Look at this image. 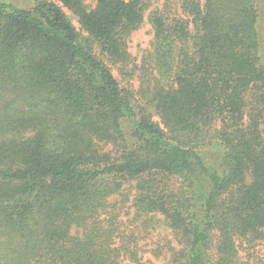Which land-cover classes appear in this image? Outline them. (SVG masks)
Listing matches in <instances>:
<instances>
[{"label": "trees", "instance_id": "16d2710c", "mask_svg": "<svg viewBox=\"0 0 264 264\" xmlns=\"http://www.w3.org/2000/svg\"><path fill=\"white\" fill-rule=\"evenodd\" d=\"M60 1L101 56L129 63L148 0ZM262 4L151 13L141 103L56 4L0 0V264H141L109 211L131 182L136 212L161 213L175 233L171 264H212L214 248L215 264H235L237 239L264 244Z\"/></svg>", "mask_w": 264, "mask_h": 264}, {"label": "rangeland", "instance_id": "374dc122", "mask_svg": "<svg viewBox=\"0 0 264 264\" xmlns=\"http://www.w3.org/2000/svg\"><path fill=\"white\" fill-rule=\"evenodd\" d=\"M22 8L29 9L37 0H5ZM56 4L62 11L65 18L69 21L79 43L86 45L93 54L101 57L109 66L115 79L121 89L131 90L134 93L135 99L139 102L142 100L138 94L140 88L139 68L142 64L149 63V54L154 52V28L150 22V15L154 12H159L163 15L178 14L179 0H148V7L144 12V20L141 26L133 31L127 41V51L130 56L129 63L123 68L112 65L106 58L101 56L100 48L90 35L82 28L78 16L72 9L64 5L60 0H48ZM83 3L87 8H93L96 0H84ZM261 15L259 21V32L263 36L262 56L264 61V5H261ZM181 16H184L181 14ZM155 64L150 63V68L153 69V74L158 76L159 72L154 68ZM164 82H166L164 80ZM142 103V102H141ZM248 111V109H246ZM153 121L160 123L159 117L155 111L150 108ZM247 122V117L244 118ZM219 123H216L213 129L218 128ZM210 151L208 154H214ZM207 154V155H208ZM211 157V155H209ZM214 157V156H213ZM212 158V157H211ZM135 182L126 183L120 193L113 195L109 202L112 211L115 215L114 225L118 229L120 237L118 239L131 240V246L135 247L136 255L141 264H171L170 250L171 247H179L175 237V233L170 228L168 221L159 212L149 214H138L133 206L132 199L136 193L133 185ZM170 183L174 189H177L180 184L179 178H172ZM130 184V185H129ZM75 233V229L72 230ZM215 243V240H214ZM238 256L235 264H264V244L262 242L249 243L242 239L236 240ZM125 255L124 263L135 264ZM212 264H215L216 259L215 248L211 250Z\"/></svg>", "mask_w": 264, "mask_h": 264}]
</instances>
